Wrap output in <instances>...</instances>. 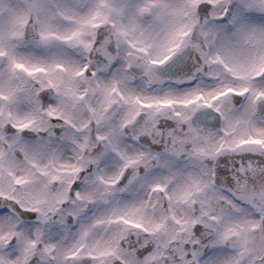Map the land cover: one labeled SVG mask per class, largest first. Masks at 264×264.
Masks as SVG:
<instances>
[{
  "label": "snow or ice",
  "instance_id": "snow-or-ice-1",
  "mask_svg": "<svg viewBox=\"0 0 264 264\" xmlns=\"http://www.w3.org/2000/svg\"><path fill=\"white\" fill-rule=\"evenodd\" d=\"M0 264H264V0H0Z\"/></svg>",
  "mask_w": 264,
  "mask_h": 264
}]
</instances>
